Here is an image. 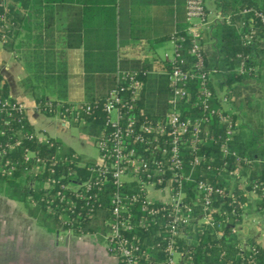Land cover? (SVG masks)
I'll return each mask as SVG.
<instances>
[{"label": "built area", "instance_id": "2783aa9c", "mask_svg": "<svg viewBox=\"0 0 264 264\" xmlns=\"http://www.w3.org/2000/svg\"><path fill=\"white\" fill-rule=\"evenodd\" d=\"M184 9L187 55L185 38L174 37L170 54L115 71L101 103V129L92 137L94 160L68 152L29 123L23 102L0 96V178L38 191L28 201L58 220V236H97L116 264H192L191 244L207 230L219 238L238 235L247 201L240 196L264 204V186L251 178L261 161L231 149L242 120L226 73L205 56V0H184ZM240 13L236 28L243 46H251L264 13ZM6 28L0 16V32ZM237 59L235 72L250 75L248 56ZM152 83L159 95L149 111ZM93 108L49 99L36 104L38 113L82 127L90 126L83 116H93ZM237 248L254 250L249 243Z\"/></svg>", "mask_w": 264, "mask_h": 264}, {"label": "trees", "instance_id": "16d2710c", "mask_svg": "<svg viewBox=\"0 0 264 264\" xmlns=\"http://www.w3.org/2000/svg\"><path fill=\"white\" fill-rule=\"evenodd\" d=\"M98 0H0V16H4L8 28L0 32V42L5 51L17 55L26 66L33 71L37 82L44 80L46 86H54L57 94V102L65 106L71 104L64 101L66 95V70L61 66L56 70L52 57L55 55V18L58 10L72 9L76 6L95 4ZM133 1V0H128ZM136 1V0H134ZM164 0H138L140 3H159ZM122 2V4H121ZM169 5H180L184 0H165ZM125 0H120V20L116 28L106 30H88L83 27L79 32H68L72 41L78 42L84 49L86 70L92 79V88L86 89V101L82 105L93 106V116H83L91 121L90 126L83 127L89 137L97 135L101 129L102 115L101 103L107 91L114 85L115 62L117 49L128 43V38L133 39V30L125 32L123 17ZM222 11L230 16V23L220 24L214 31L216 43L212 46V54L208 58L211 66L217 67L226 73L225 82L237 97L234 103L240 114L242 123L239 126L238 135L235 137L231 149L236 151L239 157H248L260 160L261 164H254L251 178L262 183L264 186V24H254L253 43L251 46H243L242 34L236 25L242 20L241 10L254 8L264 13V0H223ZM186 27H178L173 34L159 37L154 44L160 45L172 38L184 37L185 42L182 54L187 55ZM3 39V40H2ZM69 46V45H68ZM72 46V45H70ZM248 56L246 66L253 69L250 75H239L235 72L240 60L237 56ZM45 73V77L39 76ZM95 74V75H94ZM95 79V81H93ZM93 82L96 84L93 86ZM154 83L149 85L147 98L151 104L148 110L152 111V103L157 93L154 91ZM25 90L32 89V85H26ZM96 88V89H95ZM91 91L96 93L92 94ZM0 96H9L6 81L0 75ZM36 104L41 102L33 93ZM92 117L95 119L92 120ZM62 145L59 140L56 141ZM63 147V146H62ZM65 148V147H64ZM68 152L70 148H66ZM67 152V151H66ZM3 184H19L11 179L0 178ZM38 191H29L14 188L9 197L23 204L30 217L36 219L41 225L51 231H57L56 218L44 213L42 206H31L28 196L38 197ZM8 196V195H7ZM242 202L245 198L239 197ZM261 208L262 202L258 203ZM88 228L84 231H96ZM227 234L228 230L224 228ZM219 238L211 230H207L202 236H198L191 244L192 264H264V248L249 243L254 250L248 249L243 252L237 248V236Z\"/></svg>", "mask_w": 264, "mask_h": 264}, {"label": "crops", "instance_id": "0c3cea01", "mask_svg": "<svg viewBox=\"0 0 264 264\" xmlns=\"http://www.w3.org/2000/svg\"><path fill=\"white\" fill-rule=\"evenodd\" d=\"M222 4L223 0H205L208 22L202 32V41L204 48L210 49L211 52L212 46L216 43L214 31L218 25L228 24L230 20V16L222 11ZM56 15L55 55L52 59L56 70L61 66L66 70L64 101L74 105L83 104L86 101V89L92 88V79L86 70L83 47L77 41H72L68 32L72 30L79 32L83 27L88 30L116 28L120 20V0H98L95 4L58 10ZM121 20L125 25V32L127 33L131 28L134 36L133 39L128 38L127 44L117 49L115 71L118 68L132 70L146 66L148 60L153 55H157L159 48H168V41L156 46L154 40L173 34L178 27L187 25L184 2L180 5L168 6L165 0L149 4L140 3L138 0L132 2L125 0ZM0 45V75L8 85L9 96L24 103L27 119L36 130L44 131L50 137L59 140L58 136L48 130L51 123L43 125L44 115L36 111V100L33 96L34 93L37 99L56 101L58 97L54 86H46L44 80L37 82L34 72L27 70L24 62L16 54L5 51L1 42ZM39 76L45 77V73L42 72ZM24 84L32 85L33 93L31 89L26 91ZM75 94H81L82 99L74 100ZM58 125L65 129V125L60 120ZM68 148L73 151L71 147ZM246 200L244 220L239 226L237 235L238 242L252 243L264 248V210L258 206L259 201L254 195L246 196ZM254 214L259 215L261 219L251 220L249 216ZM246 231L247 234L241 235V232ZM52 232L30 217L22 203L0 194V247L6 249L3 251L5 254L30 256L28 264L33 263L34 256L39 257L43 264H58L54 254L62 238L58 236L57 231ZM71 237L76 238L70 236L65 241V247L69 249L70 258L72 257L69 264H116L115 259L97 242L91 239L84 240L82 237L70 244Z\"/></svg>", "mask_w": 264, "mask_h": 264}, {"label": "rangeland", "instance_id": "374dc122", "mask_svg": "<svg viewBox=\"0 0 264 264\" xmlns=\"http://www.w3.org/2000/svg\"><path fill=\"white\" fill-rule=\"evenodd\" d=\"M1 47V45H0ZM168 48L164 49V48H159L157 50V55L159 57H163V55L167 52L168 54H170L171 52V46L170 44H168L167 46ZM205 53L208 55V57L210 58L212 52L210 49L207 50V48H204ZM74 100H81L82 99V95L81 94H75L73 96ZM234 103L237 101V97L234 96L232 94ZM43 118V125L45 124H50L51 123V127H49V132L53 133L54 135L59 137V142L62 144L63 147L68 148L71 147L73 149V151L75 152L76 155H78L80 157V159H84V160H94L97 156V150L94 146L93 143V138L89 137L85 131V129L81 126V125H75L72 124L70 121H67V124L65 125V129L61 128L58 125V121L59 119L57 117H53V116H44ZM42 132V131H41ZM45 136H49L48 133L46 132H42ZM16 188L18 189H23L24 190V183L21 182L19 184H1L0 183V194L3 196H9L11 191ZM20 205V204H19ZM21 206V205H20ZM249 218L252 220L254 219L255 221H258L260 218L259 215L254 214V215H250ZM245 226V225H244ZM252 228V227H251ZM53 232H56V230H54ZM52 232V233H53ZM239 233V230H238ZM242 234H247L246 232H241ZM67 233L60 231L59 233V237L62 238V240H59L57 247L55 248V254H54V258H56L57 263L58 264H69V261L71 260L70 256H69V249H67L65 247V241L67 240ZM82 239H91L95 242H97L98 244H100L101 246H103V242L102 240L97 237V236H85ZM69 242L70 244L77 242V237L76 238H69ZM104 247V246H103ZM6 249L4 247H0V264H28L29 260H30V256H21V255H8L5 254L3 251H5ZM72 255V254H71ZM33 263L34 264H43L42 261L40 260L39 257L34 256L32 258ZM25 261V262H23ZM31 263V264H33Z\"/></svg>", "mask_w": 264, "mask_h": 264}]
</instances>
